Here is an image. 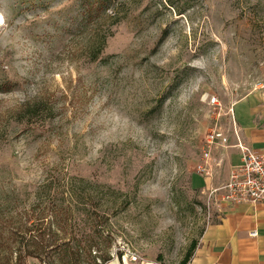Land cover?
<instances>
[{"label": "rangeland", "instance_id": "rangeland-1", "mask_svg": "<svg viewBox=\"0 0 264 264\" xmlns=\"http://www.w3.org/2000/svg\"><path fill=\"white\" fill-rule=\"evenodd\" d=\"M0 16V230L40 227L84 178L92 197L47 233L84 239L92 215L105 264H180L215 220L208 136L264 82V0H0Z\"/></svg>", "mask_w": 264, "mask_h": 264}, {"label": "crops", "instance_id": "crops-1", "mask_svg": "<svg viewBox=\"0 0 264 264\" xmlns=\"http://www.w3.org/2000/svg\"><path fill=\"white\" fill-rule=\"evenodd\" d=\"M226 124L225 141L216 140L208 152L209 170L219 176L202 190L226 181L231 167L241 161L239 145L264 152V82L234 101L232 121ZM213 210L215 220L201 233L186 264H264V204Z\"/></svg>", "mask_w": 264, "mask_h": 264}, {"label": "trees", "instance_id": "trees-1", "mask_svg": "<svg viewBox=\"0 0 264 264\" xmlns=\"http://www.w3.org/2000/svg\"><path fill=\"white\" fill-rule=\"evenodd\" d=\"M77 180L83 185L77 187L70 181V185L60 195L61 201H68L65 207L60 203L64 208H52L49 212L41 213L38 219L41 222L40 227H34L37 222L31 223L27 218L29 221H25L24 229L17 233H3L0 230V264H26L28 258H35L40 264H105L110 260L109 255L93 252L94 246L101 237V229L96 216H89V219L95 222L88 227V233L92 234L86 235L84 239L70 233H68L70 235L47 233L51 225L57 224L58 226L60 221L65 223L67 222L65 218L78 213L73 209L78 199L84 196L92 197L91 189H88L89 183L84 178ZM50 189L49 185L44 184L37 190L36 198H41L37 206L43 202L44 195L50 196ZM53 195L57 196V193L53 192ZM195 246L196 242H193L180 264H186L193 255Z\"/></svg>", "mask_w": 264, "mask_h": 264}, {"label": "built area", "instance_id": "built-area-1", "mask_svg": "<svg viewBox=\"0 0 264 264\" xmlns=\"http://www.w3.org/2000/svg\"><path fill=\"white\" fill-rule=\"evenodd\" d=\"M216 140L225 141V136L221 131L213 130L207 139L208 148ZM239 148L241 161L231 167L226 181L202 191L206 195L205 205L208 209H214L215 206L224 208L240 204H264V152L255 151L247 145H239ZM208 152L205 150L203 153L205 160L198 165L199 171H207ZM255 234V231L250 232V235Z\"/></svg>", "mask_w": 264, "mask_h": 264}, {"label": "bare ground", "instance_id": "bare-ground-1", "mask_svg": "<svg viewBox=\"0 0 264 264\" xmlns=\"http://www.w3.org/2000/svg\"><path fill=\"white\" fill-rule=\"evenodd\" d=\"M2 20V17L0 16V21Z\"/></svg>", "mask_w": 264, "mask_h": 264}]
</instances>
